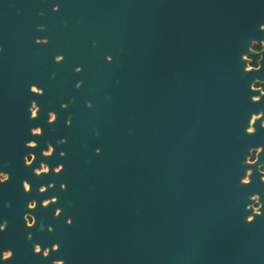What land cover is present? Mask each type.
<instances>
[{
	"label": "water",
	"instance_id": "water-1",
	"mask_svg": "<svg viewBox=\"0 0 264 264\" xmlns=\"http://www.w3.org/2000/svg\"><path fill=\"white\" fill-rule=\"evenodd\" d=\"M55 1L60 63L29 55L35 14L0 0V173L9 174L0 179V264H18L20 235L35 230L25 212L47 210L28 207L34 190L19 174L25 142L45 148L53 137L46 127L32 136L38 122L28 119L30 86L44 83L66 87V112L77 114L55 123L59 138L66 129V145L54 144L67 154L66 264H264L256 222L228 230L225 193L237 169L220 158L240 98L227 77L258 32L254 1ZM47 62L61 70L53 79Z\"/></svg>",
	"mask_w": 264,
	"mask_h": 264
},
{
	"label": "flooded vegetation",
	"instance_id": "flooded-vegetation-1",
	"mask_svg": "<svg viewBox=\"0 0 264 264\" xmlns=\"http://www.w3.org/2000/svg\"><path fill=\"white\" fill-rule=\"evenodd\" d=\"M255 4V29L257 34L251 39L249 51L242 55V64L232 69L234 76H228L229 85H236L240 90V98L234 101L238 112L233 120L225 126L228 146L220 157L228 165L237 169L235 176L238 181L230 185L225 193L227 227L230 232L233 226L238 227L240 220L256 222L261 233H264V0H253ZM5 6L18 12L29 10L35 14L32 37L33 50L30 56L36 58H53L55 63L66 59V37L62 38V47L55 49L54 30L56 23L49 19L50 12L59 10L60 4L55 0H5ZM47 17L48 24H45ZM66 26V21L62 22ZM71 39V38H70ZM105 60L113 62L110 54ZM88 60V59H87ZM49 62V61H48ZM47 62L44 71L54 78L59 68ZM85 65L73 67L74 72L84 71ZM65 76V75H63ZM66 82V78H63ZM63 84H66L64 83ZM78 81L76 86H81ZM30 90L35 93L29 99L28 119L38 123L31 127V135H42L46 127L53 134L52 140L46 141V147H40L36 138L31 137L25 142L28 151L24 154V166L19 174L24 190L32 191L28 207L36 209L38 203L42 208L37 213L25 212L24 217L29 232L21 233L24 241L17 244L18 264H66V224H72V217H66V172L63 158L66 149H57V145H66V129L62 138L58 137L55 123L59 121L65 126L71 124L76 113L66 112L74 98L66 103V87L53 83L43 86L32 84ZM91 92L92 90L89 89ZM110 99V96L107 95ZM86 106L91 107L90 100ZM43 127V128H42ZM62 132V131H61ZM58 137V139H57ZM57 139V140H56ZM234 152L235 154H232ZM40 153V156L37 154ZM56 155L57 158L55 157ZM43 157H47L49 162ZM216 157H212L214 163ZM57 159V160H56ZM45 174V175H44ZM47 175V176H46ZM1 181L9 179L6 172L0 173ZM243 220V221H242ZM5 224L1 226L4 229ZM47 231V241L40 239L38 233ZM49 232V233H48ZM50 234V235H49ZM261 263L264 262V244H260ZM11 249L3 254L4 259L13 257Z\"/></svg>",
	"mask_w": 264,
	"mask_h": 264
}]
</instances>
